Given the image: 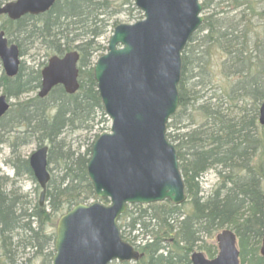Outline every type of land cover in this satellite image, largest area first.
Here are the masks:
<instances>
[{
    "label": "trees",
    "instance_id": "16d2710c",
    "mask_svg": "<svg viewBox=\"0 0 264 264\" xmlns=\"http://www.w3.org/2000/svg\"><path fill=\"white\" fill-rule=\"evenodd\" d=\"M5 1L0 0V5ZM259 1L264 0H202L208 14L183 51L179 108L167 125L168 129L177 128L178 119L196 111L190 115L192 124L198 122L195 128L184 126L188 128L184 133H167L176 146L190 201L179 206L164 201L127 208L119 220L123 238L135 245L139 235L134 232L145 230L153 236L151 243L139 247L144 256L135 264H191L190 255L196 248L212 258L216 246L206 245L204 238L212 239L224 228L236 233L242 264H264L259 253L264 127L261 134L258 122L259 106L264 100V6L257 8ZM224 3L228 10L222 9ZM130 10H136L134 0H57L45 14L26 15L17 21L5 18L0 25L9 40L18 44L22 56L24 43L34 44L37 40L46 46L48 57L74 49L81 55V86L73 95L57 86L47 97L29 96L40 87V66L26 72L23 63L15 78L0 70L3 93L18 99L0 119V135L14 154L21 145L33 143L40 147L48 142L49 163L55 159V168L60 172L58 180L52 178L48 186L49 211L40 208L38 202L36 208L29 209L24 195L7 190L11 180L0 176V264H23L19 263L22 248L34 250L41 257L40 264H51L54 250L51 245L50 251L48 245L54 244L55 234H47L43 226L54 225L62 211L98 200L87 173L93 142L82 152L70 146L64 149V140L59 138L66 128L92 131L99 113L105 115L93 65L89 64L94 55L107 49L97 38L108 28L110 18ZM214 53L220 62L214 60ZM218 76L229 80L222 95H200L203 87L216 90ZM199 99L202 102L198 108L191 110ZM213 99L220 103L213 104ZM13 167L17 176L35 180L27 158ZM210 169L217 171L220 183L205 198L200 178Z\"/></svg>",
    "mask_w": 264,
    "mask_h": 264
},
{
    "label": "water",
    "instance_id": "95a60500",
    "mask_svg": "<svg viewBox=\"0 0 264 264\" xmlns=\"http://www.w3.org/2000/svg\"><path fill=\"white\" fill-rule=\"evenodd\" d=\"M56 0H16L0 8V14L19 19L48 11ZM144 19L117 25L106 54L94 66V78L111 132L93 143L87 164L94 193L102 202L79 203L63 214L56 225L52 264H109L137 261L140 254L124 241L119 218L128 205L187 200L176 147L167 138V123L179 106L178 85L182 52L204 22L200 0H135ZM0 60L8 77L20 70V51L0 32ZM79 54L71 51L52 56L42 69L40 97L63 85L69 94L79 89ZM10 108L0 95V118ZM264 125V102L259 109ZM29 165L38 182L40 205L51 179L48 146L36 149ZM264 219V195H263ZM219 253L208 260L192 254V264H240L235 233L224 229L216 235ZM264 257L263 238L260 249Z\"/></svg>",
    "mask_w": 264,
    "mask_h": 264
},
{
    "label": "rangeland",
    "instance_id": "374dc122",
    "mask_svg": "<svg viewBox=\"0 0 264 264\" xmlns=\"http://www.w3.org/2000/svg\"><path fill=\"white\" fill-rule=\"evenodd\" d=\"M231 4H232V8H233L234 2ZM255 6L257 8L261 9L264 6V1H259V3L256 4ZM242 7H239V9ZM222 9L228 10L229 8L224 3V5H222ZM232 13H234V12H232ZM206 14H208V11L204 10L203 15H206ZM234 14H236V13H234ZM141 16H142V14H140L137 10H134V11L130 10V11H123L122 13L111 17L110 18V24L108 25V28H106V31L102 34V36L97 38V41L102 45H107L109 38L113 32L114 26L116 24L134 23L135 21L140 20ZM5 18L6 17L0 16V25L3 23ZM252 43H253V41H252ZM24 45H25L26 51H25V54L22 56V61L25 65L26 72L31 67H38V66L42 67L43 65H41V64H43L44 62H47L48 56H46V51H47L46 46L41 44L39 40H37L34 44H31L27 41V43H24ZM215 54L216 53H214V57H213L214 60L216 62H220L219 56L215 55ZM99 56H100L99 54L94 55V57L91 60V64H89V65H93V63H95V61L97 60V58ZM216 62H214V64H217ZM0 70H2V69L0 68ZM0 74H1V71H0ZM228 81L229 80H226L224 77L218 76V78L214 82V84L216 86V88H215L216 89L215 90L216 96L222 95L221 90H223V88L229 87ZM226 85H227V87H226ZM213 90L214 89H211V88L209 89L208 87L207 88L203 87L200 89V95H204L206 97H211V96L213 97V94H214ZM2 92H3V89L0 88V94ZM36 93L37 92H33V93L28 94V95L33 96ZM25 97H27V95L22 96L21 99H23ZM206 97L203 98L204 101H206V99H207ZM12 101L14 103H16L18 101V99L12 98ZM200 102H202V99L195 100L194 106L191 108V110L197 109L198 104ZM212 103L218 104V103H220V101H219V99H213ZM191 114L195 115L196 111L191 112ZM190 115L186 116V114H184L182 116V118L178 119L180 122L178 121L179 123H176L177 128L174 127L172 129H168V132L175 135V134H181V133L188 131V128H190V130L195 128L198 125V122H195V124H192L193 120L191 119ZM92 124H93V130L92 131H88V130H84V129H70V128L64 129L63 133L61 134V136L59 138V139L64 140V143H65L64 149H66V148H68V146H70L73 150L79 148L83 152L87 149V147L90 145V143H92L95 140V135L103 134V133L110 131L111 121L107 116L102 115L101 113H99V115L97 116V118L95 119V121ZM184 126H188V128L185 127L183 129L182 127H184ZM259 131L261 134L263 133L262 127H260ZM46 144H48L50 146V144L48 142ZM37 147L38 146L36 144H33V143L21 145L17 148L16 154H14V153H12V149L10 148V144L8 142L4 141V137H2L0 135V176L7 177L9 180H11L7 184L8 185L7 190L10 191V190L14 189V190H16L18 195H24L25 196V198L23 197L24 200L30 203V204H26V206L29 209L36 208L37 202L39 200L40 188L38 187V183L35 180H32L31 178H29L27 176H17L15 174L13 164L15 163V165L16 164L18 165V163H20L21 159L28 158L36 150ZM261 151H264V148H261ZM53 157H54V155H53ZM17 159H18V162L15 161ZM54 160H53V163H50L49 168L51 169V174H53L52 177L54 178L55 181H57L58 180L57 177H59L60 172L58 171V169L55 168L56 163L54 162ZM219 183H220V180H219V176L217 174V171L214 169L208 170L200 178V185L202 187L201 195L206 198L207 196H209L212 192H214L217 189V187L219 186ZM188 201H190V199ZM47 205H48V202H47ZM186 206L188 207L189 204H186ZM45 209H46V211H49L48 206L45 207ZM62 213H63V211L59 214V216ZM59 216L55 219L56 221H55L54 225L46 224L43 226L44 232H46L47 234H52V233L55 234L56 224H57V220H58ZM35 224L36 223H33L34 226H36ZM15 234H16V232H15ZM134 234H135V232H134ZM146 235L151 237V233H149V232H145L144 234L141 235V237H144ZM143 239H145V238H143ZM204 239L206 241V245L216 246V242L214 239H210L207 237H205ZM144 243H146V239H145ZM51 245H53V243L48 245V249L50 251L52 249ZM53 250H54V248H53ZM196 250H199V249L196 248ZM1 251H2V248H1V243H0V252ZM19 256H20L19 263L23 262V264H40V262H41V257L38 256L34 252V250H32L30 248H24V249L22 248L19 251ZM112 264H118V263L114 262Z\"/></svg>",
    "mask_w": 264,
    "mask_h": 264
},
{
    "label": "bare ground",
    "instance_id": "6f19581e",
    "mask_svg": "<svg viewBox=\"0 0 264 264\" xmlns=\"http://www.w3.org/2000/svg\"><path fill=\"white\" fill-rule=\"evenodd\" d=\"M104 29H106V28H104ZM71 32H72V30H71ZM213 93L215 94V90H213ZM213 94V95H214ZM212 98H214V97H212ZM174 144V143H173ZM175 145V144H174ZM176 147V146H175ZM88 164V163H87ZM88 173V172H87ZM89 176V175H88Z\"/></svg>",
    "mask_w": 264,
    "mask_h": 264
}]
</instances>
